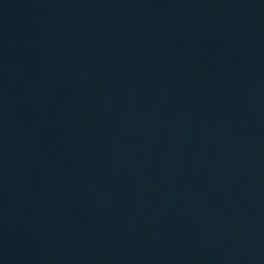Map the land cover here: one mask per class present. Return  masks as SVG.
Here are the masks:
<instances>
[{"label":"water","instance_id":"95a60500","mask_svg":"<svg viewBox=\"0 0 264 264\" xmlns=\"http://www.w3.org/2000/svg\"><path fill=\"white\" fill-rule=\"evenodd\" d=\"M0 264H264V0H0Z\"/></svg>","mask_w":264,"mask_h":264}]
</instances>
